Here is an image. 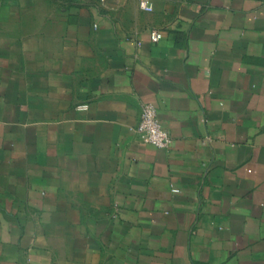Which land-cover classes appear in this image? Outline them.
Here are the masks:
<instances>
[{
    "label": "crops",
    "instance_id": "obj_1",
    "mask_svg": "<svg viewBox=\"0 0 264 264\" xmlns=\"http://www.w3.org/2000/svg\"><path fill=\"white\" fill-rule=\"evenodd\" d=\"M140 1L0 0V264H264V0Z\"/></svg>",
    "mask_w": 264,
    "mask_h": 264
},
{
    "label": "built area",
    "instance_id": "obj_2",
    "mask_svg": "<svg viewBox=\"0 0 264 264\" xmlns=\"http://www.w3.org/2000/svg\"><path fill=\"white\" fill-rule=\"evenodd\" d=\"M140 8L144 11L151 12L153 7L147 1H140ZM163 38L160 31L151 33V41L158 43ZM89 108L88 104L78 106V110L86 111ZM136 132L142 140L159 149H169L172 144V139L169 133L164 129L162 122L159 119L156 108L151 104H145L142 107L141 117Z\"/></svg>",
    "mask_w": 264,
    "mask_h": 264
}]
</instances>
